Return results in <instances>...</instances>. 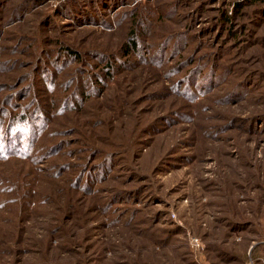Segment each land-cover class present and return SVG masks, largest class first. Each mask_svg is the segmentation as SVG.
<instances>
[{
  "label": "rangeland",
  "instance_id": "1",
  "mask_svg": "<svg viewBox=\"0 0 264 264\" xmlns=\"http://www.w3.org/2000/svg\"><path fill=\"white\" fill-rule=\"evenodd\" d=\"M0 264H264V0H0Z\"/></svg>",
  "mask_w": 264,
  "mask_h": 264
},
{
  "label": "trees",
  "instance_id": "2",
  "mask_svg": "<svg viewBox=\"0 0 264 264\" xmlns=\"http://www.w3.org/2000/svg\"><path fill=\"white\" fill-rule=\"evenodd\" d=\"M238 7H240V6L237 5V6H236V9H237ZM226 21L228 22L229 19L226 18ZM129 42H130V43H128V44H126V45L124 46V52H125L126 54L129 53V51H130L129 49L135 47V45H136V43H135V41H134L133 39H130ZM127 46H129V47H127Z\"/></svg>",
  "mask_w": 264,
  "mask_h": 264
}]
</instances>
